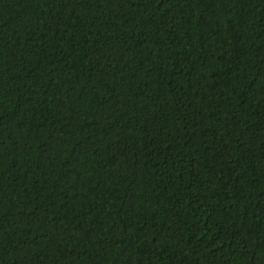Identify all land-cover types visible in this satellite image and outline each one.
<instances>
[{"label":"trees","instance_id":"1","mask_svg":"<svg viewBox=\"0 0 264 264\" xmlns=\"http://www.w3.org/2000/svg\"><path fill=\"white\" fill-rule=\"evenodd\" d=\"M0 264H264V0H0Z\"/></svg>","mask_w":264,"mask_h":264}]
</instances>
